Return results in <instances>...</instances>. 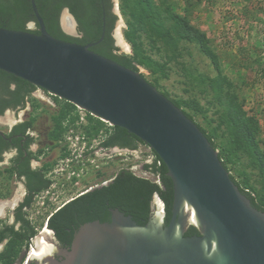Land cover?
<instances>
[{
  "label": "water",
  "instance_id": "water-1",
  "mask_svg": "<svg viewBox=\"0 0 264 264\" xmlns=\"http://www.w3.org/2000/svg\"><path fill=\"white\" fill-rule=\"evenodd\" d=\"M29 2L39 34L0 28V71L135 136L162 161L173 187L167 225L159 199L143 226L111 209L110 222L85 223L68 248L52 238V231H41L29 260L34 264H264V213L240 193L198 126L140 72L90 50L104 37V17L98 41L67 43L47 33L35 0ZM112 2L117 16L115 44L121 53L131 55L120 32L117 0ZM61 25L66 34H76L67 9L62 11ZM3 119L12 120L13 114L6 113ZM114 152L137 153V149L99 147L93 154L103 157ZM153 160L152 153L139 165ZM189 227L198 235L186 237ZM26 253L20 254L17 264Z\"/></svg>",
  "mask_w": 264,
  "mask_h": 264
},
{
  "label": "trees",
  "instance_id": "trees-1",
  "mask_svg": "<svg viewBox=\"0 0 264 264\" xmlns=\"http://www.w3.org/2000/svg\"><path fill=\"white\" fill-rule=\"evenodd\" d=\"M183 1L186 3L185 14L179 15L174 11L177 4L172 0H119V9L127 26L124 37L132 47V55L121 53L115 44L113 30L117 16L112 12L111 0H35V4L47 33L51 37L67 43L87 45L98 41L104 17V37L90 50L134 72H139L138 66H141L151 72L162 73L167 69L169 63L177 62L178 58L183 55L185 48L184 46L181 48L182 43L195 45L218 74L214 80L209 81L213 101L222 109V112L216 111L217 114L219 113L217 127L207 131L195 121L196 116L204 114V110L197 100L177 101L167 93L159 92L198 126L211 147L218 150L220 162L240 193L250 201L254 209L264 213V189L257 191L247 182L243 186L236 180L235 173H231L235 164L241 158L246 157L248 166L256 168L259 174L264 175V152L259 148L257 141L260 129L255 125L253 118L244 115L236 97L223 92L222 86L225 80L220 77V66L211 41L203 32L190 24L189 11L193 8L194 2L192 0ZM64 9L69 11L76 22L77 36L68 35L61 29L60 16ZM259 9L264 11V6ZM30 23H33V28H29ZM0 28L38 35V24L33 17L29 0H0ZM145 39L147 40L146 44L150 47L148 50L144 45ZM157 41L161 43L160 46L157 45ZM153 50L158 53L165 52L166 61L162 64L155 62L147 54ZM256 63L264 70V66L259 60ZM140 75L144 78L142 74ZM147 82L157 89L156 80L153 83ZM10 85H14L12 91L9 90ZM35 89L37 87L28 82L0 71V91L10 93L13 98L19 97L22 100L27 95L30 96ZM54 98L56 101H62L60 109L52 116L54 127L50 133V139L58 144L64 133L76 121V117L73 115L76 107L57 97ZM1 113L2 111H0ZM88 120L90 125L84 128V131L88 137L94 138L101 129L105 128V124L89 114ZM220 129H222L221 143L215 141V138H218L216 133ZM139 144L145 145L124 129L111 127V133L102 139L100 147L134 151ZM152 153L154 155L153 163L144 165L143 169L145 172L156 175L158 181L154 182L149 178L135 176L129 170H122L111 184L84 192L54 211L47 221V227L55 233L58 243L62 247L68 248L79 227L96 220L100 223L108 221L109 208L118 209L126 216H130L138 225L143 226L150 217L155 195L163 204L164 224L167 225L171 215L173 187L171 180L166 175L167 170L162 161L153 151ZM237 174L240 175L239 172ZM29 176L30 181L37 183V187L34 189L29 184L30 191L33 190L36 194L46 190L51 184L39 173H32V176ZM5 195L0 194L2 197ZM33 196L32 193L20 206V209H28L34 202ZM18 215L17 221L22 223L19 231H15L13 226H7L0 230V243L5 239L8 240L0 252V264H15L19 254L27 248L30 239H32L23 238V230L31 223L23 213ZM35 234L36 231L32 226L26 235L33 237ZM195 235L198 233L194 227H189L185 233L186 237Z\"/></svg>",
  "mask_w": 264,
  "mask_h": 264
},
{
  "label": "rangeland",
  "instance_id": "rangeland-1",
  "mask_svg": "<svg viewBox=\"0 0 264 264\" xmlns=\"http://www.w3.org/2000/svg\"><path fill=\"white\" fill-rule=\"evenodd\" d=\"M172 1L177 4L174 9L175 13L185 14L186 3L183 0ZM192 1L194 6L190 10L191 12L189 11L190 24L203 32L211 41L220 66V77L225 80L222 90L234 95L244 115L254 119L255 125L260 129L257 135L258 145L261 151L264 152V70L256 63L259 60L264 66V11L259 9L264 6V2L263 0ZM117 6L120 15L122 39L128 45L132 55V47L124 37L127 26L119 9V0H117ZM146 42L145 39L144 45L148 50L150 47ZM160 44L157 41V45L160 46ZM183 46L185 48L183 55L178 58L177 62L169 63L164 72L154 73L141 66H138V70L147 81L153 83L156 80L158 91L167 93L172 99L177 101L197 100L203 108L204 114L203 116H196L195 121L208 131L218 125L219 113L217 114L216 111L222 112V109L213 101L211 86L209 85V81L214 80L218 74L209 60L198 51L195 45L182 43L181 48ZM147 54L159 64L166 61L165 52L163 51L158 53L153 50ZM35 95L37 98H31V104L33 107L35 106L34 111L36 114L34 128L41 131L44 138L47 132L51 130V118L60 109L62 101H56L53 96L39 91ZM221 131L222 129L216 133L218 136V138H215L216 142L221 143ZM58 149L56 147L55 151L57 152ZM51 155H54L53 152ZM57 155L58 153L55 157ZM136 161V159H132L125 163L110 162L108 164L105 161H100L98 163L99 169L89 170L75 190L71 189L72 191L69 192L67 190L62 192L61 190L58 192L59 197L56 206L62 205L80 192L101 185L103 181L111 178L114 172L123 168L124 164H135ZM138 171L137 168L134 171L138 176L151 179L150 176L143 175L141 171ZM231 173H235L236 180L243 186L247 182L257 191L264 189V175L259 174L256 168L249 167L246 157L241 158L235 164V168L231 170ZM12 191L13 193L9 197L7 195V198L0 199V206L3 208L0 224H3L4 220L8 218L11 207H9L8 202H13L21 197L18 190ZM41 201V199L36 198L34 205L36 202L40 203ZM36 208H39V204ZM54 210L55 207H45L32 211L27 215L29 219L33 220L36 211H39V213H43L41 217L44 218V223ZM40 228L37 226V233L39 234L42 231ZM31 256L32 254H29L28 259Z\"/></svg>",
  "mask_w": 264,
  "mask_h": 264
},
{
  "label": "flooded vegetation",
  "instance_id": "flooded-vegetation-1",
  "mask_svg": "<svg viewBox=\"0 0 264 264\" xmlns=\"http://www.w3.org/2000/svg\"><path fill=\"white\" fill-rule=\"evenodd\" d=\"M112 12H113V8H112ZM30 24L33 25V23H30ZM75 25H76V22H75ZM60 26H61V29L63 30V27L61 25V16H60ZM71 36H77V28H76V34L71 35ZM13 89H14V85H10L9 90L12 91ZM37 91L40 92L43 90L37 88L31 93L30 96L27 95L22 100L19 97L13 98L10 95V93L0 91V111H2V113L0 114V194H6L5 197L0 196V199L7 198L6 197L7 195L9 197L13 193L12 190H18V192H20L21 194L20 198H17L13 202H8L9 207L11 206L9 209V215H8L7 220H4L3 224H0V230H3L7 226H13L15 231H19L22 227V223L17 221V217L19 216L18 214L20 213H23L24 217L27 220H29V222L31 223V225L27 226V228L23 230V234H24L23 238H32V239H30V243L27 246V248L22 250V252L25 251L27 253L24 259L22 260L21 264H34L32 260L28 259L27 256L29 254L30 255L32 254L31 249H32V245L34 242V238H36V236L39 235V233H37V226L41 227L40 229H42V232H46V230L47 232H49L48 230L50 229H48L47 227V221L52 215L51 213L46 218V220L44 221L45 223L44 224L43 223L44 218L41 217L43 213H39V211H36V216L33 218V220L31 218L29 219L27 215L28 213L32 211L42 209L41 207L36 208L37 202L35 205H34V202H32L31 206L28 209H20V206L25 202V200L32 193L34 194L33 201H35L38 194L42 192L40 191L39 193L36 194L34 193L33 190L30 191V187L32 186V189L36 188L37 183L30 181L29 175L32 176V173H39L41 177L44 176L43 179H47L48 181L51 182V184L55 183V182H52L53 177H51L49 174L53 173L56 167L60 166V160H61L60 158L62 154L61 153L62 148L59 146V144H56L55 141L50 139V133L52 132V129L54 127L53 123L50 128L51 130L47 132L44 138L42 137L43 136L42 132L39 131L37 128H34V119H36V114L34 111L35 108L31 104V98H37L35 95ZM6 113L13 114V119L12 120L3 119ZM51 122H52V118H51ZM29 123L30 125H28ZM56 147L59 148L57 152L55 151ZM111 149H119V148H111ZM119 150H124V149H119ZM52 152L54 154L53 156L51 155ZM56 153H58V155L55 157ZM113 162L121 163V159H115L113 160ZM152 163L150 162L149 164H152ZM133 166L134 164H130V163L126 165L124 164L123 168H121L117 172H114L111 178L103 181L101 185L107 186L111 184L114 181V179H116L119 172L122 170H129L130 172H132L130 168H132ZM135 167H139V171L147 173L148 176L151 177V181H154V182L158 181V177L156 175H153L149 172L144 171L143 169L144 165L143 166L135 165ZM133 174L137 176L136 173H133ZM56 184L57 186L59 185L62 187V185L65 184L63 177L58 178L56 180ZM65 187L70 188L69 191H72L73 189L75 190V188L72 187L71 185L65 184ZM90 189L80 192L81 194L80 193L79 194L82 195L84 192H87ZM79 194H77L71 200H68V202L78 197ZM156 199H159V198L155 195L152 206L153 205L157 206ZM12 203L14 204L12 205ZM162 208L164 209V207ZM163 209H161V212H164ZM110 210L111 209L109 208L108 209V221H105V222H110V219H111ZM40 219L42 220L39 222ZM32 226L34 227L36 234L33 237H30L26 234L29 231V229L32 228ZM42 226H44V228ZM42 232H40V234ZM51 234H52V238H55L56 240L55 233L52 231ZM7 241L8 240L5 239L2 243H0V246L2 245L1 251L3 250L4 246L7 244ZM17 259L15 261V264H17Z\"/></svg>",
  "mask_w": 264,
  "mask_h": 264
},
{
  "label": "built area",
  "instance_id": "built-area-1",
  "mask_svg": "<svg viewBox=\"0 0 264 264\" xmlns=\"http://www.w3.org/2000/svg\"><path fill=\"white\" fill-rule=\"evenodd\" d=\"M40 92L52 96L45 91ZM88 114L89 113L76 107L73 114L76 117L75 123L68 128V130L64 133L62 140L58 142L59 146L62 148L60 166L56 167L55 171L49 174L53 177L52 182L55 183L51 184L49 188L38 194L36 198L42 200L40 203L37 202L39 207H55V210L62 207L63 204L68 201L60 206H56L57 199L59 197L58 192L61 190L62 192L65 190L69 192L70 188L65 187V184L71 185L74 188L78 187L82 178L87 174V172H89V170L99 169L98 163L100 161L110 163L115 159H121V163H125L131 161L132 159H136L137 161L134 166L130 168V170L135 173L134 171L137 168L135 165L138 166V164H142L151 158L152 153L150 148L147 145L142 144H139L137 153L114 152L103 157L94 156L93 152L100 147L102 139L111 133V126L99 119L105 124V128L101 129L96 137H88L84 131V128L90 125ZM142 174L148 176L147 173L142 172ZM61 177H63L65 181V184L62 185V187L59 185L57 186L56 184V180Z\"/></svg>",
  "mask_w": 264,
  "mask_h": 264
},
{
  "label": "bare ground",
  "instance_id": "bare-ground-1",
  "mask_svg": "<svg viewBox=\"0 0 264 264\" xmlns=\"http://www.w3.org/2000/svg\"><path fill=\"white\" fill-rule=\"evenodd\" d=\"M2 207L0 206V217H1V214H2ZM31 251H32V254H33V249H31Z\"/></svg>",
  "mask_w": 264,
  "mask_h": 264
}]
</instances>
